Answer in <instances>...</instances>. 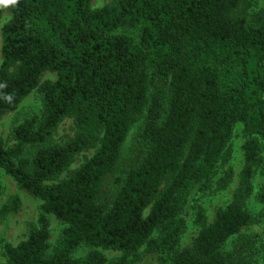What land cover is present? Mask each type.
I'll list each match as a JSON object with an SVG mask.
<instances>
[{"label": "trees", "instance_id": "trees-1", "mask_svg": "<svg viewBox=\"0 0 264 264\" xmlns=\"http://www.w3.org/2000/svg\"><path fill=\"white\" fill-rule=\"evenodd\" d=\"M90 3L0 4L10 15L1 28L0 118L34 90L42 101L39 113L14 123L12 144L0 136V168L41 200L26 237L1 242L0 264H133L141 248L168 264H250L242 231L255 220L245 201L264 164V12L249 17L250 0ZM45 72L55 79L40 81ZM141 116L134 153L121 165L126 134ZM66 118L73 133L57 141ZM237 123L243 163L232 198L211 222L197 206L199 231L179 248L192 190L231 181V168L216 176ZM85 150L93 153L69 170ZM19 206L12 195L0 214ZM50 215L64 224L52 248ZM81 246L89 250L73 257ZM100 249L121 255L108 259Z\"/></svg>", "mask_w": 264, "mask_h": 264}, {"label": "rangeland", "instance_id": "rangeland-1", "mask_svg": "<svg viewBox=\"0 0 264 264\" xmlns=\"http://www.w3.org/2000/svg\"><path fill=\"white\" fill-rule=\"evenodd\" d=\"M111 0H91V8H99ZM242 6V5H241ZM264 12V0H250L249 17L256 12ZM10 15L5 8H0V49H1V28L9 19ZM1 60V57H0ZM54 80L55 73L45 72L40 81ZM42 109V101L40 94L34 90L29 93L17 106V108L0 118V136L6 145L12 144L10 131L14 123L31 113H39ZM143 123L141 116L128 130L124 142L121 147L119 163L127 164L131 160L134 153V145L138 132ZM73 133V123L71 118L64 119L57 127L54 138L57 141H63ZM244 136L242 134V125L237 123L234 126L233 134L227 149L229 159L220 162L217 168V176H222L226 169L231 168L232 178L228 186L224 189L217 188L213 182L212 186L206 192L194 188L189 197L182 217L184 219V229L180 235L179 248L190 246L194 236L199 231V226L195 223V209L201 206L206 215V221L211 222L217 208L224 206L232 198L234 189L237 186L238 173L243 163L242 144ZM93 153V150H85L77 155L72 162L69 170L75 169L81 162ZM65 176V173L62 177ZM113 175L106 178L105 189H112ZM0 182L3 186V193L0 196V207L12 195H17L20 201L19 209L8 215L0 214V262L4 260L1 253V244L9 242L16 245L23 240L27 234V226L30 222H35L41 200L29 194L24 189L19 188L15 180L0 168ZM264 192V164L257 167L252 178V193L245 201L246 209L255 218L254 222L245 227L242 234L248 235L251 241V251L247 254L250 264H264V201L259 199L257 193ZM50 236L49 245L52 248L58 241L61 229L64 224L55 216L50 215ZM238 238L237 235L229 238L225 243L224 250H230ZM2 242V243H1ZM89 248L81 246L72 252L73 257L83 256ZM100 251L108 258L115 259L121 255V252L115 249H100ZM138 259L133 264H168V262L159 259L160 254L147 253L141 248L138 253ZM164 257V256H163Z\"/></svg>", "mask_w": 264, "mask_h": 264}, {"label": "clouds", "instance_id": "clouds-1", "mask_svg": "<svg viewBox=\"0 0 264 264\" xmlns=\"http://www.w3.org/2000/svg\"><path fill=\"white\" fill-rule=\"evenodd\" d=\"M16 2V0H0V4H4L7 5L9 3L14 4Z\"/></svg>", "mask_w": 264, "mask_h": 264}]
</instances>
